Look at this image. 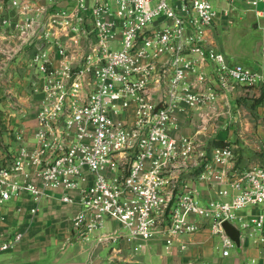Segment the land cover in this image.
<instances>
[{"label":"built area","instance_id":"built-area-1","mask_svg":"<svg viewBox=\"0 0 264 264\" xmlns=\"http://www.w3.org/2000/svg\"><path fill=\"white\" fill-rule=\"evenodd\" d=\"M239 4L264 21V0H13L26 21L9 27L33 51L39 100L33 126L10 122L0 139V254L22 245L23 221L50 199L80 208L81 235L117 223L123 233L101 244L159 240L169 254L209 231L227 258L228 222L264 245V163L241 169L229 146L207 152L180 131L182 116L238 95L264 105V26L259 70L209 41Z\"/></svg>","mask_w":264,"mask_h":264},{"label":"crops","instance_id":"crops-1","mask_svg":"<svg viewBox=\"0 0 264 264\" xmlns=\"http://www.w3.org/2000/svg\"><path fill=\"white\" fill-rule=\"evenodd\" d=\"M29 1L46 5L49 0ZM59 6L63 7L65 4L61 3ZM224 9V5H219L221 12ZM222 15L221 13L220 16ZM12 16L15 18L13 20L15 23H21L23 20L16 9L13 10ZM222 22V17H219L209 30L210 44L219 52L221 51L213 40V34ZM259 25L264 26V21ZM3 29L0 22V32ZM5 48L14 52L10 62H6V54L9 50L6 53ZM258 48L259 43L254 62L248 60L235 62L221 53L231 64L259 70L262 61ZM32 53L29 48L22 47L21 43H0V139L5 142H8L6 131L10 122L16 126L24 123L27 127L34 124L39 98L31 92V83L37 75L29 67ZM22 112L28 114L25 119L21 117ZM195 114L197 112L181 117V134H184V129L194 124ZM237 163L241 169H247L264 163V157L258 164L255 162L246 166L237 157ZM79 211L78 206L64 205L57 199L44 201L33 222L23 221L29 229L22 245L12 253L0 254V264H264V245H259L247 233L241 235L240 249L231 250L227 258L223 257L221 239L213 236L209 231L181 239L169 254L159 240L147 243L138 251L122 238L117 243L109 241L101 244L100 241L104 237L112 236L113 233L122 234L120 226L115 222L106 221L105 229L90 235H81L73 229L71 223L72 218Z\"/></svg>","mask_w":264,"mask_h":264},{"label":"rangeland","instance_id":"rangeland-1","mask_svg":"<svg viewBox=\"0 0 264 264\" xmlns=\"http://www.w3.org/2000/svg\"><path fill=\"white\" fill-rule=\"evenodd\" d=\"M12 2L13 0H0V22L4 28L0 32V43L22 45L27 43L26 40L21 34L18 35L19 31L11 28L15 23L12 12L17 10ZM220 17L223 22L213 34L218 49L235 62H254L260 38L259 24L255 17L247 12L244 5H239L229 17ZM6 21L9 24L3 23ZM22 21L25 22L26 19L23 18ZM4 51L8 52L6 62H10L14 52L7 48ZM193 121L194 124L191 123V127L184 129L185 135H182L197 137L204 143L205 151L229 146L236 159L238 157L245 166L255 162L258 164L264 157V105L259 104L250 94L233 97L228 103L218 102L211 110L197 112Z\"/></svg>","mask_w":264,"mask_h":264},{"label":"water","instance_id":"water-1","mask_svg":"<svg viewBox=\"0 0 264 264\" xmlns=\"http://www.w3.org/2000/svg\"><path fill=\"white\" fill-rule=\"evenodd\" d=\"M223 231L236 246L237 249L241 247V232L230 223L226 222L222 225Z\"/></svg>","mask_w":264,"mask_h":264},{"label":"trees","instance_id":"trees-1","mask_svg":"<svg viewBox=\"0 0 264 264\" xmlns=\"http://www.w3.org/2000/svg\"><path fill=\"white\" fill-rule=\"evenodd\" d=\"M259 104H262L261 102H258Z\"/></svg>","mask_w":264,"mask_h":264}]
</instances>
